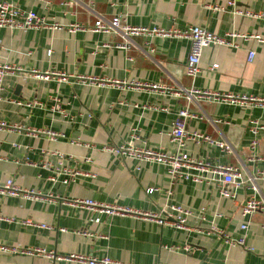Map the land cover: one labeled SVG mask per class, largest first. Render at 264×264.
Masks as SVG:
<instances>
[{"label": "crops", "instance_id": "crops-1", "mask_svg": "<svg viewBox=\"0 0 264 264\" xmlns=\"http://www.w3.org/2000/svg\"><path fill=\"white\" fill-rule=\"evenodd\" d=\"M5 1L63 28L0 27V64L18 68L1 81L0 121L9 127L0 128V185L11 180L21 191L0 192V216L12 218L0 220V245L42 249L59 258L0 252V264H85L65 259L70 254L134 264H264V209L242 214L251 194L247 183L238 188L217 179L171 184L163 164L100 149L127 142L134 133L135 144L145 141L174 151L169 130L177 112L187 107L196 114L185 119L187 132L222 138L231 146L225 152L207 142L188 141L185 151L190 156L236 166L243 179L264 174V106L185 98L192 88L264 98V18L215 8L227 0ZM235 3L264 11V0ZM117 13L132 26L182 30L197 25L220 35L258 34L263 40L238 37L237 47H204L200 71L189 77L186 37L137 35L125 50L115 45L121 41L118 34L89 30L99 16L110 19ZM71 23L82 28L69 31ZM251 50L255 55L249 60ZM214 63L217 67L210 68ZM31 70L47 73L46 78L28 74ZM38 130L61 132L64 138L49 140ZM65 170L75 174L63 184ZM148 188L155 190L149 194ZM221 188L235 196H222ZM258 188L257 198L264 199V180L258 181ZM75 198L142 212H158L171 203L192 214L186 228H176L141 215L91 212L74 206ZM92 216H99L100 222L89 221ZM25 218L50 228L20 225ZM211 224L218 232L208 231ZM225 235L244 237L246 246L254 249L226 244ZM183 245H189V251L174 249Z\"/></svg>", "mask_w": 264, "mask_h": 264}, {"label": "built area", "instance_id": "built-area-1", "mask_svg": "<svg viewBox=\"0 0 264 264\" xmlns=\"http://www.w3.org/2000/svg\"><path fill=\"white\" fill-rule=\"evenodd\" d=\"M217 10L230 12L253 17V18H264V11H253L249 9L239 8L235 0H227L225 5L215 6ZM49 27L62 29L63 27L58 24H47L42 17L38 16L32 10H23L17 7L14 4L6 2L5 0L0 1V27L7 28H17L20 30H25L27 28H36V27ZM82 28L79 24H69L67 25V30L73 31L76 29ZM89 30L93 32H102V33H111L114 32L121 37V41L117 42L115 45L122 49H128L131 38L137 35H160V36H169L174 35L177 37H186L190 40V48L186 58L185 64V74L189 77H195L200 71L199 63L201 53L204 47L211 45H224L237 47L236 38L242 37L244 39L255 38L259 41H262V37L258 34H241L238 32H226L225 34H216L206 30L205 28L197 25L187 26L182 30L177 29H162V28H148L143 26H132L125 21V16L122 13H117L112 16L110 19H104L98 17L93 21ZM47 53L50 50L46 51ZM255 53L253 50L249 51L247 58L252 60ZM217 67V64L214 63L210 68L214 69ZM18 70V68L8 66L6 64H0V88L2 77L7 72H12ZM34 70L28 72L33 76L46 78L47 73L45 74H35ZM62 76V74H60ZM153 87H157L158 84H152ZM185 98L187 101H191L194 98L205 99L208 102H218V101H231V102H240L248 104H259L264 106V98H258L252 95H233V94H223L217 91L211 90H198V89H189L185 91ZM187 117H196V114L189 112L187 107L181 108L172 122V126L169 130L170 140L175 145L174 151H167L161 148L150 147L146 145L145 141H140V144H135V139L138 138L136 134H132L131 138L122 144L119 145H110L104 144L100 147L103 151H108L114 155H117L121 158H134L138 161L150 162V163H159L163 164L166 167V171L169 175L171 184H174L177 180H190L193 182H211L213 180H220L224 183L232 184L234 188L241 187L243 184L247 183L248 188L251 190V194L248 199L242 206V214H252L258 210L264 209V199L257 198L259 193L258 181L264 180V174L260 172L257 175H251L247 179H243L239 169L236 166L226 163L211 162L209 160L196 159L190 156L185 151L186 142H194L199 144L201 142H207L218 146L221 150L229 152L231 146L222 138H213L212 136L199 132L191 131L187 132L185 129V119ZM219 121V120H216ZM254 123V122H253ZM255 124V123H254ZM9 127L5 122L0 121V128ZM253 132L255 128L252 129ZM39 133L45 134L49 140H55L57 138H64V134L61 132H55L51 130H38ZM37 132V133H38ZM256 144L255 140L252 141V146ZM139 169V166H137ZM67 178L63 179L61 182L66 184L69 181L73 180V175L68 174V170H65ZM50 179L53 180L52 177ZM155 189L148 188L146 192L151 194ZM0 192H4L9 195H17L18 192H21L14 186L11 180L4 181L0 185ZM220 194L224 197H234V191L229 190L228 188H221ZM24 195L32 196L33 193L23 192ZM168 195L171 194V189L167 190ZM74 206L83 207L91 212L103 213L108 216L111 215H124V214H134L141 215L145 217L152 218L157 220L161 225H171L176 228H186V220L192 212L189 209L184 208L178 204L169 203L165 207H162L158 212H142L138 210H133L125 206H118L114 204H107L103 202H98L89 198H75L71 202ZM203 212V208L201 210ZM201 218H203V214ZM0 220L12 221V218H4L0 216ZM89 221L100 222L99 216H92L89 218ZM18 223L25 227H38V228H50L46 224L34 222L28 218L19 220ZM241 229H245L246 225L241 224ZM63 231V228H60ZM208 231L218 232V228L211 224ZM209 233V232H208ZM225 243L229 245H241L248 250H253V247L246 246L244 237L237 239L230 238L225 235ZM176 250H183L185 252L189 251V245H183L182 247L177 246L174 248ZM23 251L26 254H43L52 258H59L54 256L52 252H44L42 249H22L19 246H3L0 245V252H17ZM65 259H75L79 262L85 264H134V263H124L119 260L112 259L108 256H87L82 254H70ZM158 264V263H153Z\"/></svg>", "mask_w": 264, "mask_h": 264}]
</instances>
